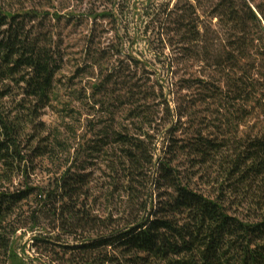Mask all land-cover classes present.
I'll list each match as a JSON object with an SVG mask.
<instances>
[{"label":"trees","instance_id":"trees-1","mask_svg":"<svg viewBox=\"0 0 264 264\" xmlns=\"http://www.w3.org/2000/svg\"><path fill=\"white\" fill-rule=\"evenodd\" d=\"M104 1L110 8L93 19H108L116 36L129 26L140 32L176 89L155 92L147 60L118 49L89 51L86 66L99 69L91 97L102 95L95 101L100 111L110 103L124 107L123 123L101 126L53 181L34 184L35 159L55 148L38 119L61 57L51 38L34 30L30 0H0V264H31L13 247L26 223L41 230L31 239L36 250L58 264H264V0H176L171 7ZM193 66L198 75L189 72ZM214 111L218 124L204 118ZM251 111L262 126L232 129L230 119L239 124ZM160 129L166 146L154 159L152 133ZM97 160L109 171L108 188L125 198L119 219L90 209L88 168ZM242 201L245 216L232 210Z\"/></svg>","mask_w":264,"mask_h":264},{"label":"rangeland","instance_id":"rangeland-1","mask_svg":"<svg viewBox=\"0 0 264 264\" xmlns=\"http://www.w3.org/2000/svg\"><path fill=\"white\" fill-rule=\"evenodd\" d=\"M159 1L169 2L170 7L176 2V0ZM108 4L104 0H30V2H25V6L37 12V18L31 23L35 28L34 30L48 35L53 41L51 48L61 57L60 67L54 76L49 106L42 110L38 119L45 126L44 134L48 133L51 140H56H54L55 148L46 158L35 159L36 168L31 175L34 184L41 185L48 181H53L59 165L62 166L61 164L64 163L65 158L69 154L72 155L73 150L76 148L80 147V150H82L93 138V133L101 126H107V124L118 126L123 123L122 108L124 107H115L110 103L107 105L106 111H100L99 105L95 101L99 99L103 101L102 95L97 94L91 97V85L98 80L99 69H91L86 66L89 63V51L92 53L99 49H104L106 52L111 53L118 49L121 54L130 53L140 58V60H147L149 62L146 63L149 71V83L154 86L155 92H158L161 87L165 93L176 89L171 86V79L162 77L163 71L159 62L161 58L154 57V47L148 46L147 41L143 39L144 37L141 36L140 32L136 33V30L129 26L128 31L122 33L123 29L119 28L118 37L108 19H93L92 16L94 14L108 10L110 8ZM134 4L139 7V3L136 2ZM124 15H121L122 20L126 19ZM200 20L205 24L207 22L204 16H201ZM214 23L215 20H213ZM121 26L124 25L122 24ZM120 36H122V40ZM90 39H93L92 44ZM106 64L108 65L109 63L104 62V65ZM204 71L205 74L215 76L214 80L221 78V75H215L211 70ZM189 72L193 75H198L200 69L193 66L189 69ZM180 92L182 95L186 91ZM168 98L172 100L174 96L170 94ZM234 108L237 107L235 106ZM207 114L204 118H207L209 123H219V114L217 112L214 111L212 114ZM238 121L240 123L235 124L236 121L230 119V125L232 129L233 126H237L239 134L254 132L259 126L263 125L261 117H258L256 111L246 113ZM208 128H212L211 125ZM161 130H155L152 133L154 159L162 158L164 147L166 146L164 132ZM34 144L35 141L31 143V146H34ZM88 170L91 175V181L89 182L91 193L90 209H92L93 214L99 217L111 216L113 219H119L120 216H124L125 198L121 193L114 192L113 189L108 188L111 181L106 164L97 160ZM20 180V177L15 178L13 187H19ZM193 183L196 188H199L198 190L210 194L211 187L209 184L204 183L203 180L200 181L198 177H194ZM231 201L236 202L238 199H232ZM239 205L237 207L234 206L232 210L240 216L247 215V202L242 201ZM25 208L27 207L24 206ZM43 225H47V223L43 222ZM40 232L41 230L30 231L29 223H26V226L18 230L13 237L15 253L18 257L31 264H58L57 261H52L54 255L42 253L36 250V246H33L31 239ZM57 233H59L57 229L51 231L52 235ZM45 234L46 232H43V235ZM60 238L64 242L67 240L65 243H73L71 239H66L65 235H61Z\"/></svg>","mask_w":264,"mask_h":264}]
</instances>
